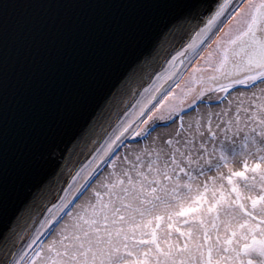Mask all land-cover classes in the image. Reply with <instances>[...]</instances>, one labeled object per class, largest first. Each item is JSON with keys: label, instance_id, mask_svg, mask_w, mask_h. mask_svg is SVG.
Wrapping results in <instances>:
<instances>
[{"label": "snow or ice", "instance_id": "snow-or-ice-1", "mask_svg": "<svg viewBox=\"0 0 264 264\" xmlns=\"http://www.w3.org/2000/svg\"><path fill=\"white\" fill-rule=\"evenodd\" d=\"M15 6L0 3L5 35ZM168 7L0 232V264H264V0ZM7 78L5 51V100Z\"/></svg>", "mask_w": 264, "mask_h": 264}, {"label": "water", "instance_id": "water-1", "mask_svg": "<svg viewBox=\"0 0 264 264\" xmlns=\"http://www.w3.org/2000/svg\"><path fill=\"white\" fill-rule=\"evenodd\" d=\"M9 3L17 6L9 9L6 35L0 32V78L5 51L8 76L6 100L0 89V232L35 186L59 170L60 153L67 154L95 105L173 11L168 0ZM30 150L44 151V158L24 170Z\"/></svg>", "mask_w": 264, "mask_h": 264}, {"label": "rangeland", "instance_id": "rangeland-1", "mask_svg": "<svg viewBox=\"0 0 264 264\" xmlns=\"http://www.w3.org/2000/svg\"><path fill=\"white\" fill-rule=\"evenodd\" d=\"M215 95H217V94H216V93H212V96H213V97H215ZM205 100L207 101V96H205ZM211 104H212V110H213V111H219V110H220V107H221V106H220L219 103H218L217 101H215L214 99L211 101ZM224 106H226V102H225V105H224ZM201 110H202V111H207V107H206V106H205V107H202ZM157 131L163 133V132L165 131V129L161 128V129H157ZM153 135L155 136L156 133H153ZM242 136H243V133H241V136H240V137L236 138L237 141H239V139H241ZM220 138H221V139L223 138L222 135H221ZM208 147H209V149H211V144H209ZM240 159H241L240 157H237V158H236V166H239Z\"/></svg>", "mask_w": 264, "mask_h": 264}]
</instances>
